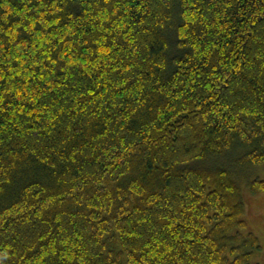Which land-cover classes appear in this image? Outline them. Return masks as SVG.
Listing matches in <instances>:
<instances>
[{
    "label": "trees",
    "instance_id": "1",
    "mask_svg": "<svg viewBox=\"0 0 264 264\" xmlns=\"http://www.w3.org/2000/svg\"><path fill=\"white\" fill-rule=\"evenodd\" d=\"M264 0H0V264H258Z\"/></svg>",
    "mask_w": 264,
    "mask_h": 264
},
{
    "label": "rangeland",
    "instance_id": "2",
    "mask_svg": "<svg viewBox=\"0 0 264 264\" xmlns=\"http://www.w3.org/2000/svg\"><path fill=\"white\" fill-rule=\"evenodd\" d=\"M257 210L249 205L248 215H246V221L249 230H251L260 240L262 245V251L256 257L258 264H264V206H257Z\"/></svg>",
    "mask_w": 264,
    "mask_h": 264
}]
</instances>
